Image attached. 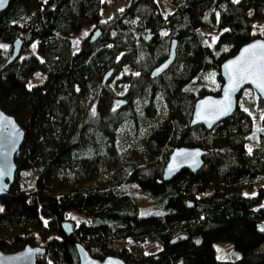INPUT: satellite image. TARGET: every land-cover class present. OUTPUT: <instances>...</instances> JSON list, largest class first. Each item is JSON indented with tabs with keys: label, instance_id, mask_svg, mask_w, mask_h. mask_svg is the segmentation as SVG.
Masks as SVG:
<instances>
[{
	"label": "trees",
	"instance_id": "1",
	"mask_svg": "<svg viewBox=\"0 0 264 264\" xmlns=\"http://www.w3.org/2000/svg\"><path fill=\"white\" fill-rule=\"evenodd\" d=\"M122 3L106 17L104 0H10L0 12V108L24 131L14 181L0 196V251L39 245L35 264H78L79 243L93 258L126 264H264V135L252 119L263 112L264 129V100L244 87L211 129L189 126L195 100L219 92L220 63L264 38V0H169L167 12L159 0ZM87 25L73 49L71 36ZM204 27L216 32L213 46ZM16 38L22 54L4 65ZM172 39L174 62L152 76ZM127 129L134 152L120 144ZM179 146L205 150L202 165L163 180ZM33 168L29 187L17 174ZM148 241L158 250L143 252ZM216 241L238 257L217 259Z\"/></svg>",
	"mask_w": 264,
	"mask_h": 264
},
{
	"label": "water",
	"instance_id": "2",
	"mask_svg": "<svg viewBox=\"0 0 264 264\" xmlns=\"http://www.w3.org/2000/svg\"><path fill=\"white\" fill-rule=\"evenodd\" d=\"M10 0L0 12L3 11ZM100 33L99 29L93 30L89 41H94ZM22 40L16 38L13 41L12 53L6 59L4 65L11 63L20 54ZM176 40L172 39L169 46L168 56L150 71L152 76H159L174 62L176 56ZM255 46V47H254ZM245 49L250 51L245 52ZM264 38L255 37L249 42L241 45L231 56L224 59L219 66V75L222 83L217 94H205L194 102L189 126L202 125L211 129L217 122L229 116L235 109L237 95L244 87L251 88L261 99L264 100V89L258 87L264 83V72L260 71L264 66ZM253 65L252 71L242 73L240 70L249 64ZM112 74V68L108 69L102 76L103 81ZM227 92V95H226ZM125 100H117L119 106L125 105ZM24 131L15 118L0 108V196L9 191L14 181L16 163L14 161L20 145L23 141ZM206 153L199 147L179 146L172 149L162 171V179L169 180L181 169L195 172L202 165V157ZM78 256V264H126L121 258L109 255L103 259L91 257L79 243H75ZM45 253L43 246L25 245L14 252L0 251V264H35L37 256ZM135 264V263H128Z\"/></svg>",
	"mask_w": 264,
	"mask_h": 264
},
{
	"label": "rangeland",
	"instance_id": "3",
	"mask_svg": "<svg viewBox=\"0 0 264 264\" xmlns=\"http://www.w3.org/2000/svg\"><path fill=\"white\" fill-rule=\"evenodd\" d=\"M104 2H105V6L102 10V17L108 16L114 9H120L123 6L122 0H104ZM159 3H160V7L163 10V12L169 11V9L171 7V5H169V0H159ZM91 28H92V25L84 26L76 34L71 36V45H72L73 49H75L79 45L80 40L83 37L88 35ZM202 32L205 33L206 35L210 36L211 39L208 41V45L213 46L215 44V39H216L215 30L213 28H210V27H206V28L204 27V28H202ZM21 54H22V50L20 51V55ZM128 69H129V67L124 65L123 69H121L119 72H117L116 76L120 75L121 72H123V71H127ZM116 76L111 77L110 84L112 86H114V88L117 92H120L123 90V86L116 83V79H115ZM38 77L39 76L36 75V77H34L32 79V81L35 82V81L40 80V78H38ZM244 98L249 103V102L253 101L254 95L251 93V91H248V92H246ZM242 107H243V109L248 108V106L246 104H242ZM160 109H161V104H160ZM262 114H263V112L259 114V112L254 111L252 113V119H253L254 123L256 124V127H255L256 132L257 131L262 132V134L264 135V129L257 125V122L260 119ZM118 135L120 137L121 146L126 148V149L130 148V152H134L135 150H134V147L132 146V135L128 131V129H127L126 133H123L122 131H120ZM250 146H251V142H248L247 147L250 148ZM138 149H139V147H138ZM35 172H36L35 168L24 170V171H21L17 174V178L20 179L21 181H23L26 186L30 187L31 184L33 183L32 181H33V176L35 175ZM244 193H250V191H244ZM138 202L140 205L147 204V201L145 200L144 197H139ZM0 210H1V205H0ZM70 214L73 215V217L76 218L77 221H80L82 219L80 217V215L77 216L76 212L71 211ZM158 248L159 247L152 241L144 242L141 244V250H143V252H145V253L155 252L156 250H158ZM214 248H215V255H216L217 259H219V260H234L239 255V252L236 251L232 247V245L228 242L216 241V242H214Z\"/></svg>",
	"mask_w": 264,
	"mask_h": 264
},
{
	"label": "snow or ice",
	"instance_id": "4",
	"mask_svg": "<svg viewBox=\"0 0 264 264\" xmlns=\"http://www.w3.org/2000/svg\"><path fill=\"white\" fill-rule=\"evenodd\" d=\"M5 3H6V0H0V8H2ZM248 51H250V50L249 49H245V52H248ZM262 59H264V57H262ZM252 68H253V65L250 63L246 68H243L240 71L242 73H248V72L252 71ZM260 71L264 72V66H261ZM258 87H260L261 89H264V83L259 84ZM226 95H227V92H226Z\"/></svg>",
	"mask_w": 264,
	"mask_h": 264
},
{
	"label": "flooded vegetation",
	"instance_id": "5",
	"mask_svg": "<svg viewBox=\"0 0 264 264\" xmlns=\"http://www.w3.org/2000/svg\"><path fill=\"white\" fill-rule=\"evenodd\" d=\"M89 34V33H88Z\"/></svg>",
	"mask_w": 264,
	"mask_h": 264
}]
</instances>
